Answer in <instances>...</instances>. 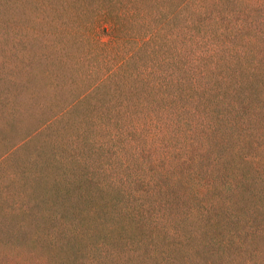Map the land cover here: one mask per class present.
<instances>
[{"label":"trees","instance_id":"16d2710c","mask_svg":"<svg viewBox=\"0 0 264 264\" xmlns=\"http://www.w3.org/2000/svg\"><path fill=\"white\" fill-rule=\"evenodd\" d=\"M9 8L21 13L6 21L30 9L75 26L47 38L54 91L79 70L67 35L102 69L18 146L39 139L13 185L0 180V264H264V0H0Z\"/></svg>","mask_w":264,"mask_h":264},{"label":"rangeland","instance_id":"374dc122","mask_svg":"<svg viewBox=\"0 0 264 264\" xmlns=\"http://www.w3.org/2000/svg\"><path fill=\"white\" fill-rule=\"evenodd\" d=\"M3 10V12L0 11V180L5 187H10L13 181L9 179V172L26 163L25 154L34 151L39 139L35 138L21 148L18 146L32 134L31 131L35 127L49 117V114L57 110L60 104H64L74 93L83 88L86 80L83 74L87 70L99 71L102 65L93 58L97 56L92 52L93 44L89 40L77 42L71 35L65 36L62 40L61 53L67 54L65 57L67 61L64 59L66 66L77 67L79 70L73 72L76 75L72 76L73 74L70 75L71 73L63 68L64 73L58 77L59 85L54 91L53 86H49L44 78L50 58L45 55L50 53L53 55L47 38L57 37L58 31L62 28L75 29V26L60 24L59 21L36 23L31 17L34 13L30 9L26 11V16L30 15L29 20L6 21L5 18L19 15L21 11L12 8ZM103 38L106 37L103 36ZM48 41L51 40L48 39ZM31 46L36 47V52L44 57V61L39 59V56L31 55ZM82 55L85 58H80ZM29 79L35 82L30 83L33 88L34 86L39 88L35 94L25 92L20 85L26 82V85L30 86ZM12 151H14L13 155H10ZM147 155L151 156V152L148 151ZM147 161L150 162L151 158L147 157ZM99 163L96 162L97 165ZM168 200L173 208L179 207L180 210L185 208L186 201L178 198V194L171 196ZM32 264L44 263L36 261Z\"/></svg>","mask_w":264,"mask_h":264}]
</instances>
